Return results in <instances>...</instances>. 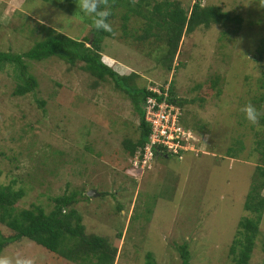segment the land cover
Here are the masks:
<instances>
[{"label": "rangeland", "instance_id": "rangeland-1", "mask_svg": "<svg viewBox=\"0 0 264 264\" xmlns=\"http://www.w3.org/2000/svg\"><path fill=\"white\" fill-rule=\"evenodd\" d=\"M168 1L187 12L194 1L218 6L240 21L184 33L168 69L160 63L167 50L164 28L161 39L145 36L143 14L150 8L142 7V14L131 11L123 29V0L111 9L115 35L104 37L101 58L120 75L137 73L138 87L172 80L177 97L193 99L182 107L181 119L193 130L194 150L182 159L156 156L140 174L124 148L126 139L138 136L139 115L130 98L109 78L94 86L82 62L28 59L37 86L24 95L12 93L18 71L0 65V184L14 180V188L24 191L17 209L34 204L46 212L55 196L95 191L80 196L75 208L85 233L105 236L117 248L114 264H145L149 253L156 264H180L177 246L183 242L191 264H233L230 246L240 236L239 220L254 217L244 201L257 165H263L256 140L264 138V125L250 124L241 108L262 97L252 104L264 113V0ZM77 5L78 0L72 7L67 0H0V50H28L43 37V25L76 39L89 36L91 18ZM263 246L264 210L250 264H261ZM47 251L23 240L0 256L79 264Z\"/></svg>", "mask_w": 264, "mask_h": 264}, {"label": "trees", "instance_id": "trees-1", "mask_svg": "<svg viewBox=\"0 0 264 264\" xmlns=\"http://www.w3.org/2000/svg\"><path fill=\"white\" fill-rule=\"evenodd\" d=\"M43 1L58 3V0ZM120 1L123 0H110L112 8L114 5L120 4ZM75 2L76 0H67L70 7ZM125 3L128 5V12L122 17L121 27L123 29H126L131 11L135 14H142V7L150 8L143 14V17L147 19L143 33L145 36L154 35L157 39H161L163 36L166 38L167 50L162 55L160 63L168 69L172 68V61L178 42L184 33H190L200 25L208 27L211 24H218L228 19L240 21L239 16H230L228 12L223 11L218 6H204L199 1H194L188 12L177 1L152 2V0H136L134 7L129 5L132 3L131 0H125ZM163 28L165 34L162 36L159 33L160 31L162 32L161 29ZM43 29V37L26 51L15 53L9 50H0V65H11L19 74L18 82L12 93L14 95H24L33 91L37 86L36 79L27 72L25 60L40 61L56 56L70 65L78 61L82 62V68L95 78L94 86H97L98 81H105L106 78H109L132 101L139 115L138 136L134 141L126 139L124 148L130 157L133 156L138 148L142 147L148 140L150 126L143 118L142 102L147 95L152 93L148 91L146 85L138 87L135 84L134 80L137 77V73L134 71L126 75H120L111 65L104 63L101 58L102 42L104 37L112 36V34L98 32L91 26L89 36L76 39L46 25H43ZM135 38H139V36L135 35ZM172 82L170 80L168 89L170 101L179 105L181 109L185 104L192 103L193 99L176 96ZM211 82L213 87L217 84L216 80H211ZM257 99L258 101L262 100V97L253 98L252 103ZM37 101L39 105L44 104L43 100ZM259 123L264 125V115L261 116ZM256 144V150L261 149L263 165H257L258 177L253 179L244 201V209L253 213L254 217L246 216L239 220L240 229L238 234L240 236L233 240L229 250L232 254L233 264H250L249 259L264 210V194H261V191L264 190V138L257 139ZM230 150L232 149L230 148ZM23 195L24 191L21 188H14V180L8 184H0V253L12 243L27 240V242H33L44 247L45 250L54 252L53 254L59 258H66L75 263L114 264L117 248L111 245L105 236L85 233L82 216L75 208L76 204L80 202V198L82 199L80 196H83V198L88 197L85 192L81 194L79 191H72L70 194L64 193L55 196L53 198L54 206L49 212L34 204L28 208L17 209V202ZM117 209L120 211V206H117ZM2 226H5L11 233H4ZM119 234L121 237L122 233ZM237 246H240V250L235 254V247ZM177 249L180 254V264H191V256L187 244L183 242L177 246ZM40 260V258H37L35 261L38 264L39 262L40 264H45L46 261ZM145 264H156L151 259L150 253L147 254V262ZM261 264H264V258Z\"/></svg>", "mask_w": 264, "mask_h": 264}, {"label": "built area", "instance_id": "built-area-1", "mask_svg": "<svg viewBox=\"0 0 264 264\" xmlns=\"http://www.w3.org/2000/svg\"><path fill=\"white\" fill-rule=\"evenodd\" d=\"M147 95L142 102L144 119L150 126L145 144L138 148L131 159L135 170L142 172L150 166L157 154H170L182 158L193 149V130L181 123L182 109L170 101L169 82L164 86L149 84Z\"/></svg>", "mask_w": 264, "mask_h": 264}, {"label": "clouds", "instance_id": "clouds-1", "mask_svg": "<svg viewBox=\"0 0 264 264\" xmlns=\"http://www.w3.org/2000/svg\"><path fill=\"white\" fill-rule=\"evenodd\" d=\"M131 2L135 4L136 0H131ZM77 6H78V10L81 13L91 18L92 26L96 31L106 32L115 35L113 27L109 22V17L112 15V11H111L112 4L110 3V0H78ZM150 84H157V83H150ZM148 85H146V88ZM160 86L162 87L163 85ZM241 111L244 113L245 119L254 126L259 125L260 118L262 115H264V113H261L251 102L245 104L241 108ZM192 151L193 150H188L185 153ZM159 155H163V154H157L154 156V158ZM165 155H170V154H165ZM133 156H131V159ZM182 158H178V159H182ZM130 163H131V167L134 168L131 160ZM139 173L141 174L142 172ZM0 264H36V261L32 257H26L20 255H16V256L4 255V256H0Z\"/></svg>", "mask_w": 264, "mask_h": 264}, {"label": "water", "instance_id": "water-1", "mask_svg": "<svg viewBox=\"0 0 264 264\" xmlns=\"http://www.w3.org/2000/svg\"><path fill=\"white\" fill-rule=\"evenodd\" d=\"M86 195H88V196H94V195H96V193L93 190H89V191H87Z\"/></svg>", "mask_w": 264, "mask_h": 264}]
</instances>
